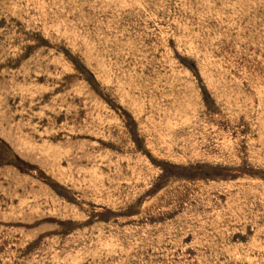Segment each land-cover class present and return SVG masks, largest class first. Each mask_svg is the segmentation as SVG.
Masks as SVG:
<instances>
[{
	"label": "rangeland",
	"instance_id": "obj_1",
	"mask_svg": "<svg viewBox=\"0 0 264 264\" xmlns=\"http://www.w3.org/2000/svg\"><path fill=\"white\" fill-rule=\"evenodd\" d=\"M0 264H264V0H0Z\"/></svg>",
	"mask_w": 264,
	"mask_h": 264
}]
</instances>
